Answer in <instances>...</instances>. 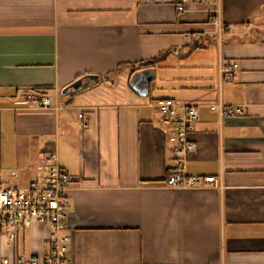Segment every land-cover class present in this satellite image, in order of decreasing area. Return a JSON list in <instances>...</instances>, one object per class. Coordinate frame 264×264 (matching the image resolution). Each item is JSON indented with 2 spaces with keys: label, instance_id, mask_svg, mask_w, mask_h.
Masks as SVG:
<instances>
[{
  "label": "crops",
  "instance_id": "crops-1",
  "mask_svg": "<svg viewBox=\"0 0 264 264\" xmlns=\"http://www.w3.org/2000/svg\"><path fill=\"white\" fill-rule=\"evenodd\" d=\"M213 10L0 0V187L27 185L39 158L57 153L74 176L71 264H264V0H222L232 28L221 38ZM229 59L237 76L220 82ZM146 68L155 76L142 96L131 80ZM87 74L100 80L62 94ZM42 88L54 106L28 107L24 92ZM165 98L199 106L186 172L217 176L222 189L166 186L176 155L157 106ZM220 99L245 115L221 122L209 108ZM49 232L37 220L15 238L0 230V264L45 256Z\"/></svg>",
  "mask_w": 264,
  "mask_h": 264
},
{
  "label": "built area",
  "instance_id": "built-area-1",
  "mask_svg": "<svg viewBox=\"0 0 264 264\" xmlns=\"http://www.w3.org/2000/svg\"><path fill=\"white\" fill-rule=\"evenodd\" d=\"M146 4H167L177 12L183 13L197 4H213L211 19L217 24V35L232 27L222 21V0H141ZM238 63L236 60H223L219 65V79L231 81L236 78ZM24 100L28 107L50 108L54 99L44 91L27 90ZM157 106L164 120L173 124L167 141L174 154V165L171 167L165 184L171 188L200 189L219 188L224 184L221 178L214 175H192L186 172L187 157L196 150L197 142L191 138L199 120V106L180 104L172 98L158 100ZM219 114L221 122L226 117L242 116L246 113L245 105L227 104L222 99L209 105ZM83 117V114L79 115ZM41 175L32 179L27 185L0 187V230L15 238L19 226L29 228L35 220L50 228L48 251L45 256L34 254L19 255L11 262L4 264H71L69 258L68 216L71 208L69 190L74 187L73 174L59 162L56 152H50L39 158Z\"/></svg>",
  "mask_w": 264,
  "mask_h": 264
},
{
  "label": "water",
  "instance_id": "water-1",
  "mask_svg": "<svg viewBox=\"0 0 264 264\" xmlns=\"http://www.w3.org/2000/svg\"><path fill=\"white\" fill-rule=\"evenodd\" d=\"M155 73L153 68H146L137 71L131 80V87L140 95L145 96L149 93L150 82L154 79ZM100 80V76L96 74L84 75L75 81L69 83L62 89L63 95H69L82 90Z\"/></svg>",
  "mask_w": 264,
  "mask_h": 264
},
{
  "label": "trees",
  "instance_id": "trees-1",
  "mask_svg": "<svg viewBox=\"0 0 264 264\" xmlns=\"http://www.w3.org/2000/svg\"><path fill=\"white\" fill-rule=\"evenodd\" d=\"M197 46H200L199 45V42H196L195 44H194V46H193V48H196ZM156 60H152V61H150V62H148L145 66H154V62H155ZM36 90V89H35ZM37 91H44V92H46L47 93V89L46 88H42V89H39V90H37Z\"/></svg>",
  "mask_w": 264,
  "mask_h": 264
}]
</instances>
